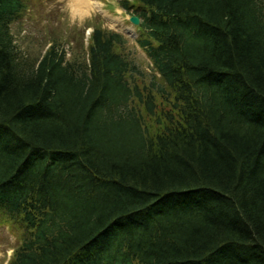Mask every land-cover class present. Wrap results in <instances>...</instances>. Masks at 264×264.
Returning <instances> with one entry per match:
<instances>
[{"label":"trees","instance_id":"obj_1","mask_svg":"<svg viewBox=\"0 0 264 264\" xmlns=\"http://www.w3.org/2000/svg\"><path fill=\"white\" fill-rule=\"evenodd\" d=\"M26 1L0 0L6 264H264V0H119L146 84L99 25L21 57Z\"/></svg>","mask_w":264,"mask_h":264},{"label":"rangeland","instance_id":"obj_2","mask_svg":"<svg viewBox=\"0 0 264 264\" xmlns=\"http://www.w3.org/2000/svg\"><path fill=\"white\" fill-rule=\"evenodd\" d=\"M118 1L95 0L96 14L90 20L84 19L89 13L88 7L83 12L72 7L70 20L65 10V0H27L19 19L10 25L19 55L25 59H35L47 45L54 42L65 50L66 58H81L87 43L85 33L91 30L92 24L99 25L123 35L126 41L122 52L137 66L146 84L147 80H151L148 60L135 44V26L127 21L128 15L120 8ZM77 17L81 23L73 22ZM154 80L160 83L156 77ZM18 240L17 232L0 223V264H6Z\"/></svg>","mask_w":264,"mask_h":264},{"label":"clouds","instance_id":"obj_3","mask_svg":"<svg viewBox=\"0 0 264 264\" xmlns=\"http://www.w3.org/2000/svg\"><path fill=\"white\" fill-rule=\"evenodd\" d=\"M76 2V0H65V10L69 15L70 20L72 19V5ZM87 7L89 9L88 15L85 16V20H90L94 18L96 14V8H95V0H87ZM74 23H81V20L79 17H77L74 21Z\"/></svg>","mask_w":264,"mask_h":264},{"label":"bare ground","instance_id":"obj_4","mask_svg":"<svg viewBox=\"0 0 264 264\" xmlns=\"http://www.w3.org/2000/svg\"><path fill=\"white\" fill-rule=\"evenodd\" d=\"M72 7L77 11L83 12L84 9H87V0H76Z\"/></svg>","mask_w":264,"mask_h":264},{"label":"water","instance_id":"obj_5","mask_svg":"<svg viewBox=\"0 0 264 264\" xmlns=\"http://www.w3.org/2000/svg\"><path fill=\"white\" fill-rule=\"evenodd\" d=\"M128 20L132 23V24H137L138 23V20H137V18L135 17V16H130L129 18H128Z\"/></svg>","mask_w":264,"mask_h":264}]
</instances>
